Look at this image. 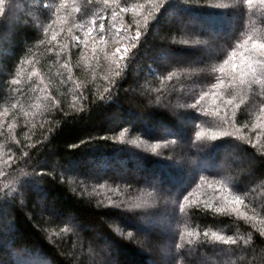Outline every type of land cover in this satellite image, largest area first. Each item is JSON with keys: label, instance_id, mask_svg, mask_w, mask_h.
Masks as SVG:
<instances>
[{"label": "trees", "instance_id": "16d2710c", "mask_svg": "<svg viewBox=\"0 0 264 264\" xmlns=\"http://www.w3.org/2000/svg\"><path fill=\"white\" fill-rule=\"evenodd\" d=\"M261 44L264 0H0V264H264Z\"/></svg>", "mask_w": 264, "mask_h": 264}, {"label": "snow or ice", "instance_id": "6c2138e0", "mask_svg": "<svg viewBox=\"0 0 264 264\" xmlns=\"http://www.w3.org/2000/svg\"><path fill=\"white\" fill-rule=\"evenodd\" d=\"M248 2L251 3V0H248ZM102 28L103 26H101V30ZM137 36H139V33H137ZM258 71L261 76H264V44L259 45V51H255L253 64L245 65L235 75L240 76V85H251L256 81ZM245 77H250V79H245Z\"/></svg>", "mask_w": 264, "mask_h": 264}, {"label": "rangeland", "instance_id": "374dc122", "mask_svg": "<svg viewBox=\"0 0 264 264\" xmlns=\"http://www.w3.org/2000/svg\"><path fill=\"white\" fill-rule=\"evenodd\" d=\"M184 160H186V159H185L184 157H182L181 160H180V162H181V161H184ZM161 223H162V222H161ZM164 231H165V230H164ZM30 262H31V264L34 263V261L29 260V263H28V264H30ZM39 264H46V263H43V262H42V263H39Z\"/></svg>", "mask_w": 264, "mask_h": 264}]
</instances>
